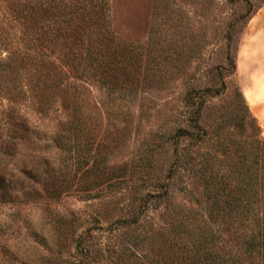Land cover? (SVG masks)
I'll return each mask as SVG.
<instances>
[{"label": "rangeland", "instance_id": "rangeland-1", "mask_svg": "<svg viewBox=\"0 0 264 264\" xmlns=\"http://www.w3.org/2000/svg\"><path fill=\"white\" fill-rule=\"evenodd\" d=\"M263 5L0 0V264H183L204 239L224 264H264V201L243 215L213 199L197 167L215 141L178 135L186 93L220 72L227 91L211 104L229 112L239 88L252 113L264 105V84L240 69ZM89 50L104 66L79 77L70 55Z\"/></svg>", "mask_w": 264, "mask_h": 264}, {"label": "trees", "instance_id": "trees-1", "mask_svg": "<svg viewBox=\"0 0 264 264\" xmlns=\"http://www.w3.org/2000/svg\"><path fill=\"white\" fill-rule=\"evenodd\" d=\"M98 53L89 50L84 54L81 52L70 55L73 69L81 74L79 77H89L92 69L102 71L104 59L102 53ZM228 63L231 73L235 72V60L230 58ZM49 66L51 67L46 64L44 68ZM48 73L51 72L48 71ZM223 77V72H220L215 79L214 87L198 89L196 92L193 89L186 93L185 106L189 112L188 127L181 128L178 135L189 137L197 142H203L208 138L215 141L216 151L220 155L203 154L197 170L201 173L205 185L214 187L213 199L217 202L223 199L227 207L247 215L248 212H255V207L264 201V137L261 136V126L257 118L251 112L239 88L230 104L229 112L210 103V98L225 95L227 85ZM120 82L119 78L117 81L110 82L109 88H114V91L124 88ZM203 121H205L204 124ZM175 136H169L168 141L171 142ZM95 170L99 169L92 164L85 173L95 172ZM100 172L102 173L103 170ZM142 208L135 207L123 224L129 226L138 224L141 217L137 216ZM180 226L177 227L179 231L183 228ZM58 227V224L55 225L54 230ZM178 235L180 236L181 233ZM53 236L56 239L55 233ZM176 238L177 244H180L181 239ZM80 243L83 244V240L79 241V246ZM183 247L185 248V245ZM84 249L85 256L88 257V247ZM179 258L183 264H224L222 255L213 249L207 239L199 240V243L192 245ZM80 263L81 259L74 262V264Z\"/></svg>", "mask_w": 264, "mask_h": 264}, {"label": "crops", "instance_id": "crops-1", "mask_svg": "<svg viewBox=\"0 0 264 264\" xmlns=\"http://www.w3.org/2000/svg\"><path fill=\"white\" fill-rule=\"evenodd\" d=\"M245 54L246 61L243 62ZM240 59L241 77L255 78L257 83L264 84V5L255 12L246 26L240 44ZM251 108L264 128V105L259 107L253 103Z\"/></svg>", "mask_w": 264, "mask_h": 264}]
</instances>
